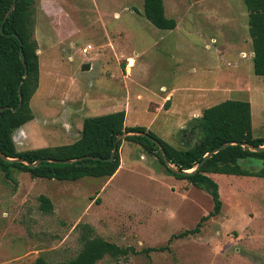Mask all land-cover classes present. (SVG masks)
<instances>
[{"label":"rangeland","instance_id":"rangeland-1","mask_svg":"<svg viewBox=\"0 0 264 264\" xmlns=\"http://www.w3.org/2000/svg\"><path fill=\"white\" fill-rule=\"evenodd\" d=\"M163 5L174 30L152 26L143 0H36L38 88L30 100L33 119L13 133L16 150L69 145L84 119L117 111H124L126 127H144L184 149L197 140L191 122L226 100L248 101L252 134L264 137V76L253 72L243 0ZM129 62L134 67L126 69ZM84 64L91 68L82 72ZM127 136L110 178L57 181L0 170V264L69 260L81 249L83 226L134 250L96 264H264V178L209 174L219 214L199 233L171 239L211 213V197L168 174ZM239 165L253 173L264 161ZM40 196L50 200V214L40 210Z\"/></svg>","mask_w":264,"mask_h":264},{"label":"trees","instance_id":"trees-1","mask_svg":"<svg viewBox=\"0 0 264 264\" xmlns=\"http://www.w3.org/2000/svg\"><path fill=\"white\" fill-rule=\"evenodd\" d=\"M13 1L0 0V108H4L0 113V153L3 156H0V170L5 177L9 176L10 168H17L33 178L57 181H76L83 177L110 178L120 163L121 139L117 137L130 132L145 134L127 136L126 139L141 146L148 154H155L168 174L205 191L213 203L211 213L203 216L195 229L181 232L171 239L199 233L210 216L219 214L222 203L218 186L209 174L264 178V167L252 173L239 165L240 160L248 158L264 161V150L255 152L247 148L264 146V137H254L252 134L248 101L226 100L204 109L189 127V131L197 135V140L184 149L170 145L144 127H126L124 111H117L84 119L79 138L69 145L17 151L12 136L33 119L30 100L38 88L39 65L37 43L33 38L36 0H15L14 8L4 20ZM243 3L248 13L253 72L256 76H264V0H243ZM143 16L158 30L170 31L176 27L175 20L165 16L163 0H143ZM20 52L25 67L20 61ZM25 68L27 74L24 77ZM228 143L230 145L212 154L192 174L173 172L161 154L162 150L169 164L178 171H190L206 154ZM113 151V159L109 160ZM6 159L39 163L27 166ZM67 161L72 162L65 163ZM39 208L45 214L52 212V204L45 196L39 197ZM82 229L81 249L73 258L49 263L43 257H38L31 264H96L105 256L126 258L134 252L130 247H120L95 236L90 227L83 226Z\"/></svg>","mask_w":264,"mask_h":264},{"label":"water","instance_id":"water-1","mask_svg":"<svg viewBox=\"0 0 264 264\" xmlns=\"http://www.w3.org/2000/svg\"><path fill=\"white\" fill-rule=\"evenodd\" d=\"M14 5H15V0L13 1V3H12V5L10 6L9 10L7 11L4 20L9 16L10 12H11L12 9L14 8ZM15 37H16V36H15ZM19 58H20V61L23 63L24 67H25V64H24V57H23V55H22V52L19 53ZM89 69H90V64H84V65H82V67H81V71H82V72L88 71ZM26 74H27V71H26V68H25L23 76L25 77ZM18 92H19V95H20V86L18 87ZM3 109H4V108H0V113L3 111ZM125 135H132V136H134V135H140V136H144L145 134L130 132V133H125V134L122 135V136H118L117 139H121V138H122L123 136H125ZM151 140H152L153 142H155L156 144H158V142H156L155 140H153V139H151ZM234 144H236V143H234ZM227 145H230V144H229V143H228V144H224V145H222V146H220V147H218V148L212 150V151L209 152L208 154H206V155L204 156V158L201 160V162H200L199 164H197V165L194 167V169H192V170H190V171H178L176 168H174L173 166H171V165L169 164V162L167 161L166 156H165V154H164V152H163L162 150H161V154H162V158H163L165 164H167V166H168L173 172L178 173V174H192V173H195V172H196V171H197V170L203 165V163H204V162H205V161H206V160H207L212 154H215V153L219 152L220 150L224 149ZM242 146H246V145H242ZM247 148L250 149V150H253V151H255V152H259V151L264 150V146H262V147H252V146H247ZM113 154H114V151L111 153V157H110L109 160H112V159H113ZM0 156L3 157V156L1 155V153H0ZM6 160L21 162V163H23V164H25V165H27V166H34V165H36V164L39 163V161H37V162H35V163H33V164H29V163H27V162H25V161H22V160H20V159H15V160H12V159H6ZM45 161H49V162H51L50 160H45ZM71 162H72V161H67V162H65V163H71Z\"/></svg>","mask_w":264,"mask_h":264},{"label":"crops","instance_id":"crops-1","mask_svg":"<svg viewBox=\"0 0 264 264\" xmlns=\"http://www.w3.org/2000/svg\"><path fill=\"white\" fill-rule=\"evenodd\" d=\"M129 66H133L134 67V64H131L130 62H129V65L127 64V66H126V69H128L129 68ZM90 68H91V65H90ZM126 71H128V70H126ZM160 90H162V91H164L165 90V88L164 87H161V89ZM170 94H171V92L170 93H168V98H169V96H170ZM124 124H125V122H124Z\"/></svg>","mask_w":264,"mask_h":264},{"label":"built area","instance_id":"built-area-1","mask_svg":"<svg viewBox=\"0 0 264 264\" xmlns=\"http://www.w3.org/2000/svg\"><path fill=\"white\" fill-rule=\"evenodd\" d=\"M88 48L83 49V53H87Z\"/></svg>","mask_w":264,"mask_h":264}]
</instances>
